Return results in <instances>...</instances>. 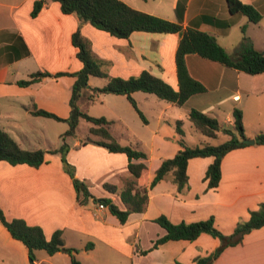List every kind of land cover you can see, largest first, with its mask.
Listing matches in <instances>:
<instances>
[{"label":"crops","instance_id":"obj_1","mask_svg":"<svg viewBox=\"0 0 264 264\" xmlns=\"http://www.w3.org/2000/svg\"><path fill=\"white\" fill-rule=\"evenodd\" d=\"M123 1L172 21H179L178 4L185 5L182 24L215 35L232 53L242 39L245 26L254 46L264 51V0H241L262 13L258 23L244 14L231 13L227 0H170L169 4L154 0L151 8L138 5V0ZM34 2L0 0V128L22 148L46 151L45 162L39 167L0 160V207L6 217L22 218L30 225L41 226L48 239L55 231L62 230L66 246L78 249L82 264H177V261L195 264L197 256L209 255L220 245V240L208 233L193 241L170 240L153 248L155 241L167 232L154 220L165 215L174 223L193 222L213 216L222 232L232 233L240 220H247L250 211L264 202V144L251 143L228 152L222 160L221 180L216 188L208 189L205 178L214 157L191 158L186 189L179 191L172 173L167 175L149 190L146 209L130 214L124 224L108 207L100 209L92 200L80 205L61 153L51 152L63 142L52 146L56 143L50 142L47 130L42 129L47 125L41 119L45 116L33 113L34 109H44L62 118L71 115L70 100L76 81L72 74L83 67L77 56L78 48L73 44L74 32L80 28L91 41L92 50L105 61L109 75L128 78L147 70L175 89H179L176 52L180 35L135 31L127 38H120L81 21L74 13H64L61 3L55 0H47L39 14L32 16ZM186 62L190 74L207 90L190 96L181 109L187 112L198 109L218 119L222 115L224 127L234 125L235 108L242 110L244 120L248 113L255 112L258 119L264 116V72L249 74L195 53L189 54ZM38 71L68 74L43 77L27 86L18 84ZM138 92L141 91L134 95ZM171 104L159 108L156 126L146 138L141 136L146 130L141 126L134 130L124 116H118L114 125L122 136L125 133L133 136L127 143H133V139L138 149L147 153V159L133 161L147 164L148 183L162 161L174 157L181 148L175 128L181 115L167 114L168 109L176 106ZM146 119L142 121L149 125ZM259 129L264 132L262 126ZM66 157L76 177L89 184L93 195L109 197L125 208L117 193L104 188L105 183L122 188L131 175L125 153L77 139L69 145ZM91 243V248H87ZM144 250L147 253H142ZM35 254L37 264L69 260L71 264L66 252L49 255L37 250ZM0 264H31L27 246L13 238L1 221ZM212 264H264V226L246 234L241 244L227 247Z\"/></svg>","mask_w":264,"mask_h":264},{"label":"trees","instance_id":"obj_2","mask_svg":"<svg viewBox=\"0 0 264 264\" xmlns=\"http://www.w3.org/2000/svg\"><path fill=\"white\" fill-rule=\"evenodd\" d=\"M61 3V9L66 14L74 13L81 21L89 22L98 29L110 34L127 38L135 31H145L152 33H178L180 40L176 52L177 76L179 89H175L163 78L144 70L137 76L128 78L114 77L109 75L105 69V61L100 59L92 50L91 41L86 38L81 29H77L73 34V44L78 48L77 56L82 61L83 67L80 71L72 74L76 76L73 85V94L70 100L71 115L62 118L58 115L44 110L34 109L35 115H41L58 121L67 122L68 130L61 135L63 145L54 151L61 153L62 161L66 171L73 178V184L77 192V200L80 205H87L90 200L94 203H103L115 215L120 223L127 222L130 214L143 212L149 201V190L167 175H173V180L177 184L179 191L186 189L189 185L187 172L188 163L194 157L213 156L214 161L209 165L205 178L208 180V189L218 187L222 170V160L231 150L250 145L249 137L245 134L243 112L239 108L234 109V128L224 127L217 117L198 109H191L188 118L205 136L217 137L220 132L230 136L225 142L213 145L210 143L202 145H189L184 139L183 121L177 120L176 129L180 135V150L174 157L164 159L155 172L153 180L148 183V166L144 161L134 162V159L145 160L148 155L143 150L130 145L120 144L110 132L112 124L105 116L95 117L81 110L78 100L83 96L85 90L91 88L89 85L90 76H98L107 79L103 87L92 88L93 92L111 93L125 95L134 106L144 121H147L143 111L133 96L137 91L153 93L160 99L169 101L177 106H182L190 96L206 92L207 88L203 83L195 79L189 72L186 58L189 54L195 53L203 58L220 62L228 67L243 71L249 74H259L264 72V52L258 50L252 39L246 34V27L242 28L243 36L234 54L221 45L217 37L209 32L199 30L194 27H185L181 20L185 12V5L178 4L177 15L179 21H172L139 9H136L123 0H55ZM230 12L246 15L252 22L258 23L263 18L262 13L253 5L246 4L241 0H227ZM47 0H35L32 16H37L45 6ZM68 73L60 72L52 74L50 72H35L28 79L20 80L18 84L22 86L30 85L37 80L47 76H61ZM88 99H93L89 95ZM1 115V109H0ZM85 118L92 123L89 135L84 138V143H96L106 147L112 152L125 153L129 158L128 168L131 175L127 178L122 188L111 183H105L104 188L111 193L120 196L125 208L118 206L109 197H96L89 189V184L76 177L74 168L68 162L66 153L69 144L66 142L68 136H74L80 119ZM90 135H95L93 138ZM256 144H264V132L254 136ZM46 151L44 149L28 150L22 148L19 143L5 130L0 128V160H5L12 165L29 164L39 167L45 162ZM0 221L7 228L11 236L23 242L29 251V257L33 264H37V250H45L49 255L57 252H66L70 255L71 264H82L77 257L78 249L69 248L65 244L63 231L57 230L48 239L44 230L39 225H30L22 218L8 219L0 207ZM167 231L166 234L158 238L154 247H158L170 240H196L202 233H208L219 238L220 245L209 255H199L195 258V264H212L221 253L229 246L241 244L250 231L264 226V202L258 208L250 211L247 220H240L230 234L222 232L215 223V218L209 217L193 222L181 221L172 222L167 216L161 215L155 220ZM92 243L87 245L91 248ZM147 253V250L142 251ZM177 264H185L177 261Z\"/></svg>","mask_w":264,"mask_h":264},{"label":"rangeland","instance_id":"obj_3","mask_svg":"<svg viewBox=\"0 0 264 264\" xmlns=\"http://www.w3.org/2000/svg\"><path fill=\"white\" fill-rule=\"evenodd\" d=\"M140 3H137L140 6H143L145 8H151V6L155 3L154 0H138ZM170 0H165V4H169ZM247 34V32H246ZM243 36V32H242ZM230 54H234L232 52H229ZM107 83V79L103 77L98 76H90L89 78V85L91 88L90 90L85 91L82 97V100L79 103V106L81 110L84 112H87L91 116L95 117H101L105 116L108 120L112 121L110 132L112 133L113 137L122 145H130L135 148H138L136 146L135 140L132 139L131 144L127 143L128 139L132 138L133 136L131 134L125 133L124 136L121 135L120 130H116V127L114 126L116 124V120L118 116H124L126 117L132 124L134 130H138L139 126L143 127L144 130H146L145 135H142L143 137H148V132L155 128L156 126V119L157 113L159 111L160 107H164L165 105L171 104L169 101L160 99L157 95L153 93H147V92H138L134 95L135 99L137 100L139 104V108L142 109L146 117L149 119L150 124H144V120L141 118L139 113L136 111L134 106L130 103V101L127 99L125 95H115L111 93H98L93 92L92 88L95 87H103ZM90 93H93V99H88V95ZM96 95V99L95 96ZM100 95V96H99ZM145 95L150 97V100L145 99ZM115 99V100H114ZM93 100V101H92ZM96 100V101H95ZM231 103L229 101L226 103L228 105ZM172 105V104H171ZM175 108L168 109L167 114L169 116L174 117L175 114L181 115V117L178 118V120L183 121V129H184V139L186 140L187 144L189 145H202L206 143H210L213 145H218L230 138L229 135L224 134L223 132H220L217 137H208L205 136L201 131H199L195 125L191 122V120L188 118L187 111L180 108V106H173ZM176 109V110H175ZM177 111V112H176ZM219 121L221 123L224 122V116L221 115ZM223 118V119H222ZM42 121H46L47 125L42 127L43 131L47 130V137L50 142L56 143V145L52 146H60L63 142V139L60 138V134L65 133L66 130H68L69 125L67 122H60L53 118H41ZM143 120V121H142ZM244 121V127H245V134L250 138V136H255L258 133L262 132L260 131V127L262 126L264 131V116L261 119H258L254 114L248 113L245 117ZM225 124V123H223ZM92 123L88 121L85 118H81L79 125L76 129V134L74 136H68L66 138V142L69 145H72L77 139L82 140L86 138L89 135V129L91 127ZM42 126V124H41ZM228 126V125H226ZM175 128H176V122H175ZM230 128H234V125H231ZM116 130V131H115ZM177 130V129H176ZM178 133V132H177ZM93 138L96 136L90 135ZM180 136V135H179ZM43 253H46L45 250H42ZM66 257V256H64ZM78 257V253H77ZM79 259V257H78ZM81 261V260H80ZM31 263V262H30ZM60 264H70V260L67 263L60 261ZM107 264H115L113 262H109Z\"/></svg>","mask_w":264,"mask_h":264},{"label":"water","instance_id":"obj_4","mask_svg":"<svg viewBox=\"0 0 264 264\" xmlns=\"http://www.w3.org/2000/svg\"><path fill=\"white\" fill-rule=\"evenodd\" d=\"M264 52V51H263ZM249 142L250 143H255V139L254 138H250L249 139ZM30 262H31V264H33V260L30 258Z\"/></svg>","mask_w":264,"mask_h":264},{"label":"built area","instance_id":"obj_5","mask_svg":"<svg viewBox=\"0 0 264 264\" xmlns=\"http://www.w3.org/2000/svg\"><path fill=\"white\" fill-rule=\"evenodd\" d=\"M98 207H99L100 209H104V208H106V206H105L103 203H99V204H98Z\"/></svg>","mask_w":264,"mask_h":264}]
</instances>
